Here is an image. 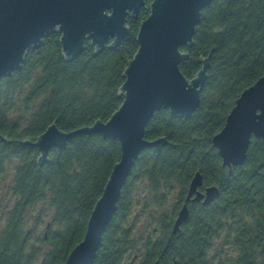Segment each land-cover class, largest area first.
Wrapping results in <instances>:
<instances>
[{"label":"trees","instance_id":"1","mask_svg":"<svg viewBox=\"0 0 264 264\" xmlns=\"http://www.w3.org/2000/svg\"><path fill=\"white\" fill-rule=\"evenodd\" d=\"M152 1L127 16L119 44L111 45V37L96 52L87 39L69 60L62 33L53 30L19 69L1 77L0 264H63L83 240L120 161V140L77 134L51 148L43 165L34 143L53 123L70 132L119 109ZM180 50L188 79L209 59L200 105L188 118L167 107L152 115L145 138L167 143L138 156L94 264H264V138L252 137L242 165H224L213 142L243 91L264 77V0H213L201 11L193 42ZM198 172L199 191L217 186L220 194L207 205L190 200L189 218L174 232Z\"/></svg>","mask_w":264,"mask_h":264},{"label":"water","instance_id":"2","mask_svg":"<svg viewBox=\"0 0 264 264\" xmlns=\"http://www.w3.org/2000/svg\"><path fill=\"white\" fill-rule=\"evenodd\" d=\"M212 1L153 0L150 15L139 28V49L125 71L126 80L121 86L124 101L119 109L107 121L98 120L92 126L70 132L53 123L34 143L40 150L41 165L48 161L51 148L65 147L77 134L99 133L121 143L120 161L95 204L85 236L63 264H94L103 234L138 156L148 147L160 148L167 143L166 137L152 141L145 138L146 126L154 112L167 107L172 113L188 118L199 107L209 59H203V68L188 79L179 67L186 57L180 48L193 42L201 11ZM144 4L145 0H0V79L19 69L27 51L38 46L53 30L62 33L69 60L84 50L87 39L96 46V52L102 51L111 37V45L119 44L129 30L127 16H137ZM253 136L264 138V77L243 91L225 126L213 138L224 165H242ZM236 137L241 140H235ZM0 139L5 140L1 134ZM236 141L240 142L238 146ZM202 183L198 172L179 211L174 232L189 218L190 200L204 199L207 205L219 196L217 186L199 191Z\"/></svg>","mask_w":264,"mask_h":264},{"label":"rangeland","instance_id":"3","mask_svg":"<svg viewBox=\"0 0 264 264\" xmlns=\"http://www.w3.org/2000/svg\"><path fill=\"white\" fill-rule=\"evenodd\" d=\"M5 190H4V182H2V181H0V198H1V196L3 195V192H4ZM45 221H46V219H45ZM44 224H42L41 226H40V231L42 230V232L44 231Z\"/></svg>","mask_w":264,"mask_h":264},{"label":"bare ground","instance_id":"4","mask_svg":"<svg viewBox=\"0 0 264 264\" xmlns=\"http://www.w3.org/2000/svg\"><path fill=\"white\" fill-rule=\"evenodd\" d=\"M242 120H243V119H242ZM244 120H246V119H244ZM247 122H248V121H245V122L243 121V123L248 124V126H249V125H250V122H248V123H247ZM242 125H243V124H242ZM240 126H241V125H240ZM245 126H246V125H245ZM251 126H252V125H251ZM242 128H243V127H242ZM245 128H246V127H245ZM238 139H239V138H238ZM238 139H237V137H236L235 140H238ZM239 140H241V139H239ZM239 140H238V141H239ZM234 143H235V142H234ZM239 143H240V142H239ZM239 143H237V141H236L237 146L239 145Z\"/></svg>","mask_w":264,"mask_h":264}]
</instances>
